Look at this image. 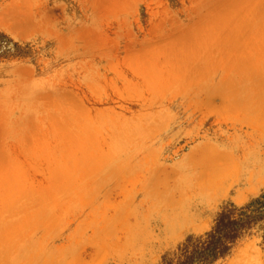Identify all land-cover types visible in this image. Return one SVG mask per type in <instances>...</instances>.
<instances>
[{
  "label": "rangeland",
  "instance_id": "1",
  "mask_svg": "<svg viewBox=\"0 0 264 264\" xmlns=\"http://www.w3.org/2000/svg\"><path fill=\"white\" fill-rule=\"evenodd\" d=\"M224 214L194 264H264V0H0V264H182Z\"/></svg>",
  "mask_w": 264,
  "mask_h": 264
},
{
  "label": "trees",
  "instance_id": "2",
  "mask_svg": "<svg viewBox=\"0 0 264 264\" xmlns=\"http://www.w3.org/2000/svg\"><path fill=\"white\" fill-rule=\"evenodd\" d=\"M241 215H246L245 209ZM246 224L245 218L232 219L230 215L224 214L219 219L215 229L207 234V239L194 246L193 254L191 252L189 256H186L182 264H194L196 259L206 261L210 257L215 260L219 256H223L230 249L228 243L235 241L240 229L248 226Z\"/></svg>",
  "mask_w": 264,
  "mask_h": 264
}]
</instances>
